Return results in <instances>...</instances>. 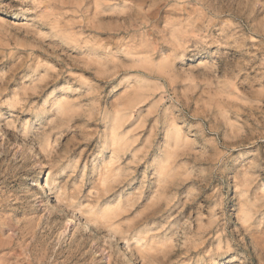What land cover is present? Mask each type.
Wrapping results in <instances>:
<instances>
[{"label": "rangeland", "instance_id": "1", "mask_svg": "<svg viewBox=\"0 0 264 264\" xmlns=\"http://www.w3.org/2000/svg\"><path fill=\"white\" fill-rule=\"evenodd\" d=\"M0 247L264 264V0H0Z\"/></svg>", "mask_w": 264, "mask_h": 264}, {"label": "bare ground", "instance_id": "2", "mask_svg": "<svg viewBox=\"0 0 264 264\" xmlns=\"http://www.w3.org/2000/svg\"><path fill=\"white\" fill-rule=\"evenodd\" d=\"M115 136V135H114ZM57 204H59V205H61V202L59 201V200H57ZM0 249H1V247H0ZM14 250V249H13ZM9 251V250H8ZM4 252V251H3ZM1 253V252H0ZM17 253V252H16ZM10 254H11V252H10ZM60 255V253L59 252H56V254L55 255ZM70 254V253H69ZM68 254V255H69ZM3 255V254H2ZM9 255V254H8ZM108 255V254H107ZM6 256V255H5ZM14 256V255H13ZM16 256V255H15ZM71 257V255L70 256H67L66 258H65V261H68V260H70L69 258ZM14 259V258H13ZM20 260V259H19ZM23 260V259H22ZM7 261V260H6ZM9 261V260H8ZM11 261H12V259H11ZM28 261V260H27ZM22 262V261H21ZM55 262V259H53L52 261H50V260H47L46 259V254L45 255H43V257H40L39 258V262H38V264H53ZM0 264H7L6 262H5V260L0 256ZM14 264H17V261L16 262H14ZM29 264H30V262H29ZM32 264V263H31Z\"/></svg>", "mask_w": 264, "mask_h": 264}]
</instances>
